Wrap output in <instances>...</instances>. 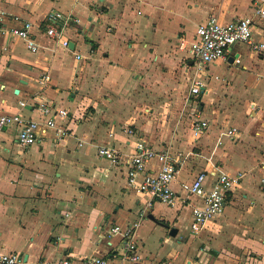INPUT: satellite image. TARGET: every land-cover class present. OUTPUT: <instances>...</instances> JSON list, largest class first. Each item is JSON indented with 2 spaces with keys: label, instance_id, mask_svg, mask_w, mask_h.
<instances>
[{
  "label": "crops",
  "instance_id": "obj_1",
  "mask_svg": "<svg viewBox=\"0 0 264 264\" xmlns=\"http://www.w3.org/2000/svg\"><path fill=\"white\" fill-rule=\"evenodd\" d=\"M262 2L0 0L5 29L30 22L39 45L31 53L23 41L0 35V114L43 123L34 103L45 102L68 112L57 123L69 131L61 142L53 131L38 132L26 148L15 128L0 134V255L21 254L23 264H85L91 257L127 264L122 237L107 233L119 227L131 229L137 264H264V239L257 240L264 237V53L235 44L225 59L197 72L190 54L178 49L211 17L222 24L253 18V38L264 42L253 11ZM52 12L70 17L64 37L73 49L46 35L58 26L47 19ZM194 78L205 91L190 97ZM163 95L169 98L158 103ZM155 102L159 109L151 108ZM159 110L167 112L163 122L154 120ZM201 120L208 127L193 139L190 126ZM230 128L237 131L233 139L223 135ZM140 141L181 154L172 183L178 196L180 185L200 173L206 188L221 173L244 174L222 214L198 235L189 228V207H168L126 187L127 161ZM102 146L114 148L121 162L99 158ZM147 168L157 171L158 164ZM170 229L177 230L174 237ZM236 239L240 253L232 250Z\"/></svg>",
  "mask_w": 264,
  "mask_h": 264
},
{
  "label": "built area",
  "instance_id": "obj_2",
  "mask_svg": "<svg viewBox=\"0 0 264 264\" xmlns=\"http://www.w3.org/2000/svg\"><path fill=\"white\" fill-rule=\"evenodd\" d=\"M253 11L255 19L261 25V32L264 33V2L256 4ZM47 19L53 26H58L57 28H48L46 35L54 39L63 48H69V39L64 37V30L70 21V17L52 12ZM4 21L5 12L0 9V35L19 39L23 41L29 52L37 53L39 45L30 36L32 28L30 22H23L20 28L6 30ZM254 23L253 18H240L234 22L222 24L217 18L211 17L196 28L192 40H179L178 49L190 54L197 72H201L205 65L225 59L229 48L235 44L246 45L255 53L263 54L264 42H257L253 38ZM76 58L80 59V56H76ZM235 63L238 64L239 60H236ZM48 81V76H41V84H46ZM204 91L205 84L203 81L194 78L189 87V96L195 97ZM34 105L42 114L43 123L27 120L18 113L0 114V134L5 129L15 128L17 143L25 148L36 142L38 132L45 134L47 131H53L56 142H61L69 136L68 129L63 124L57 123L58 119L65 120L68 118L66 110L58 109L56 106L45 102H36ZM24 106H26L25 102H19L20 108ZM207 127L206 121H194L190 126L191 137L198 139ZM122 131L128 135H133V130L130 128ZM236 133L235 128H230L223 135L228 139H233ZM96 153L99 158L112 165L121 162V156L112 147H98ZM150 161L157 162V171L148 170L147 164ZM181 162V154L179 153L172 154L167 149L153 150L144 141L137 142L134 155L127 161L126 187L135 189L138 193L146 194L151 200L168 207H173L177 202L182 207H189V228L193 235H198L209 223L222 214L228 194L239 187L244 174L221 173L212 185L206 188V175L200 173L192 181L180 185L183 196H178L172 189V183L177 174L176 166ZM260 186L264 191V177L260 180ZM107 233L122 237V259L124 262L137 264L141 261L137 245L132 239L131 229L121 232L119 227H113L108 228ZM0 264H23V257L18 253L3 254L0 255ZM63 264H72V262L66 261ZM85 264L110 263L103 257H91Z\"/></svg>",
  "mask_w": 264,
  "mask_h": 264
},
{
  "label": "rangeland",
  "instance_id": "obj_3",
  "mask_svg": "<svg viewBox=\"0 0 264 264\" xmlns=\"http://www.w3.org/2000/svg\"><path fill=\"white\" fill-rule=\"evenodd\" d=\"M188 56V55H187ZM195 67H196V65H194ZM233 69H235V68H233ZM229 72H231V71H229ZM237 72H242L238 67H237ZM225 73V70L223 69V68H218L217 69V75L219 76V77H222L223 76V74ZM212 83H215L214 85H213V87H216V81H214V79L211 81ZM211 83V84H212ZM152 98H155L154 96L152 97ZM167 98H169V96H165V95H163V96H159V98H158V103H160V101H162L161 102V104H164V101L167 99ZM186 98H184L183 99V101L185 100ZM192 100H194V99H189V100H186V101H188L190 104L192 103L191 101ZM156 105V102H155V104H153L152 106H151V108H155V109H159V106L157 107V106H155ZM155 106V107H154ZM164 111H161V110H159V111H157L156 112V114H155V116H156V119H154L155 121H160V122H163L164 121V118L162 117L163 115H166L167 114V112H164ZM181 113V115H182V112H180ZM161 117H162V119H161ZM158 118V119H157ZM165 120H166V118H165ZM250 199V198H249ZM248 200V199H247ZM185 216H186V214H185ZM186 219H187V217H186ZM188 220V219H187ZM188 224V223H187ZM260 225V229L262 230L261 231V234H263L264 235V224H259ZM220 234H224V233H220ZM225 234H227V233H225ZM233 234H235L234 232H233ZM262 235V236H263ZM259 239H257L258 241H260V240H262V239H264V237H258ZM237 241V239L235 240V242ZM239 242V240L237 241V245L238 246H234L233 245V249L232 250H234V251H237V253H240V247L239 246H242V245H240V243H238ZM261 246L259 245V248H260ZM245 249H247L246 248V246L244 247ZM251 249V248H250ZM248 251H252L254 254H257L258 253V251H256V250H254V249H251V250H249V249H247Z\"/></svg>",
  "mask_w": 264,
  "mask_h": 264
},
{
  "label": "water",
  "instance_id": "obj_4",
  "mask_svg": "<svg viewBox=\"0 0 264 264\" xmlns=\"http://www.w3.org/2000/svg\"><path fill=\"white\" fill-rule=\"evenodd\" d=\"M69 47H70V49H73V48H74V44L70 42ZM176 233H177V230H175V229H170V231H169V236L174 237V236L176 235ZM24 262H25V260H24Z\"/></svg>",
  "mask_w": 264,
  "mask_h": 264
}]
</instances>
